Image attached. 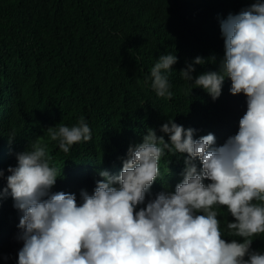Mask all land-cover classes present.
I'll return each mask as SVG.
<instances>
[{"label":"trees","instance_id":"trees-1","mask_svg":"<svg viewBox=\"0 0 264 264\" xmlns=\"http://www.w3.org/2000/svg\"><path fill=\"white\" fill-rule=\"evenodd\" d=\"M251 2L0 0V191L7 188V169L16 166V155L31 150L38 137L50 166L60 170L52 191L74 193L78 202L81 190L93 192L100 170L119 174L129 146L141 143L148 128L164 135L160 128L169 118L195 129L194 138L212 133L222 145L238 131L246 97L230 93V79L215 101L200 88L190 94L191 82L179 71L197 56L207 62L195 65L193 76L217 70L224 56L220 20ZM165 54L178 57L166 73L170 100L156 95L150 79L151 68ZM81 117L92 139L65 154L47 129L72 127ZM178 157L161 158L146 202L174 191L184 168V157ZM13 205L10 195L0 198V264H17L22 247L21 213ZM217 210L223 238L240 240L227 233L233 218L226 207ZM252 248L264 253V233L253 237Z\"/></svg>","mask_w":264,"mask_h":264},{"label":"clouds","instance_id":"clouds-1","mask_svg":"<svg viewBox=\"0 0 264 264\" xmlns=\"http://www.w3.org/2000/svg\"><path fill=\"white\" fill-rule=\"evenodd\" d=\"M220 31L224 56L217 70L193 76L195 65L207 62L197 56L179 73L191 82L190 94L200 88L213 101L230 79V93L243 94L247 104L236 134L218 146L214 134L194 138L195 129L169 118L164 135L148 128L141 143L129 146L119 174L100 170L95 189L81 190L79 202L74 193L52 191L60 170L50 166L38 137L16 155L0 191L21 213L17 264H264V253L252 248L253 237L264 233V0L220 20ZM177 61L161 55L151 68L158 97L172 99L166 73ZM47 135L65 154L92 139L83 117L72 127H49ZM166 154L184 157L182 179L146 202ZM218 206L233 218L228 235L240 240L223 238Z\"/></svg>","mask_w":264,"mask_h":264},{"label":"bare ground","instance_id":"bare-ground-1","mask_svg":"<svg viewBox=\"0 0 264 264\" xmlns=\"http://www.w3.org/2000/svg\"><path fill=\"white\" fill-rule=\"evenodd\" d=\"M154 191H156V190H154Z\"/></svg>","mask_w":264,"mask_h":264}]
</instances>
